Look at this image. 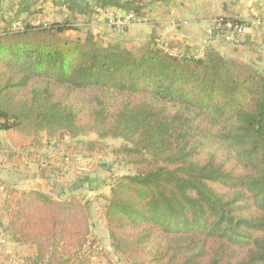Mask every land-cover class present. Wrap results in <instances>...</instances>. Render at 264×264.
I'll use <instances>...</instances> for the list:
<instances>
[{
    "label": "trees",
    "instance_id": "16d2710c",
    "mask_svg": "<svg viewBox=\"0 0 264 264\" xmlns=\"http://www.w3.org/2000/svg\"><path fill=\"white\" fill-rule=\"evenodd\" d=\"M151 2L81 0L67 8L131 14V23ZM24 11L40 9L23 5L16 16ZM27 17L0 26V131L12 140L45 132L58 142L93 133L84 144L97 154L118 141L109 154L128 172L111 183L102 214L126 264H264V71L213 46L154 35L126 46L75 18L33 26ZM219 18L214 32L223 40L250 25ZM17 19L23 28L10 31ZM0 184L7 213L0 233L35 245L29 262L88 260L89 211L79 197Z\"/></svg>",
    "mask_w": 264,
    "mask_h": 264
},
{
    "label": "rangeland",
    "instance_id": "374dc122",
    "mask_svg": "<svg viewBox=\"0 0 264 264\" xmlns=\"http://www.w3.org/2000/svg\"><path fill=\"white\" fill-rule=\"evenodd\" d=\"M127 24L96 28L94 34L102 35L104 39L111 37L118 39L126 46L141 42L142 39L137 38L134 33L125 31L124 27ZM0 134V143L6 146L9 144L15 150L14 153L11 151L13 154L11 153L10 159H13L16 165L14 180L3 183L10 185L11 189L39 190L54 198L75 194L88 207L90 223L88 239L93 241L92 247L88 245L83 247L84 256L88 259L84 264H126L125 258L112 247L102 214V204L109 195L111 183L118 175L128 172L126 166L120 161H115L112 154H109L111 149L118 145V141H106V150L98 151L97 154L89 151L84 144L95 137L93 133H86L72 140L64 137L59 142L56 136H50L45 132L28 136V139L12 135L13 140L6 135L7 133L0 131ZM31 144L37 146V149L33 150L34 145ZM68 148L70 149L66 150ZM66 156L69 159H64ZM7 157H9L7 152H2L0 160ZM5 196L0 192V226H4L7 221ZM14 245L13 248L10 246L11 254L6 253L5 247L0 246V250H4L0 251V264H32L29 261L33 259L35 245L31 243ZM59 261L63 264H82L77 263V260Z\"/></svg>",
    "mask_w": 264,
    "mask_h": 264
},
{
    "label": "crops",
    "instance_id": "0c3cea01",
    "mask_svg": "<svg viewBox=\"0 0 264 264\" xmlns=\"http://www.w3.org/2000/svg\"><path fill=\"white\" fill-rule=\"evenodd\" d=\"M71 1L81 0H0V26L14 17H27L25 11L16 16L23 5L29 11L40 9L38 13L27 17L29 21H61L65 18H75L76 22H88L93 33H96V28L103 29L108 26L105 13H70L67 6ZM119 15H124V12L120 11ZM219 17L250 22L238 44H230L214 32L216 19ZM124 28L142 41L154 35L164 42L181 43L199 49L203 46H213L226 56L252 62L264 71V0H152L143 15L135 16L133 22ZM11 151H15L11 145L0 143V156L2 152H7L9 156L0 160V180L4 183L13 181L16 176V165L13 159H10L14 152ZM4 237L8 247L13 248L14 243L7 236Z\"/></svg>",
    "mask_w": 264,
    "mask_h": 264
},
{
    "label": "built area",
    "instance_id": "2783aa9c",
    "mask_svg": "<svg viewBox=\"0 0 264 264\" xmlns=\"http://www.w3.org/2000/svg\"><path fill=\"white\" fill-rule=\"evenodd\" d=\"M96 12H101V10L99 8L95 9ZM132 15L129 14L127 16H125L124 18L121 17H116L114 16L112 13H108L107 14V24L110 26H123L124 24H127L131 19H132ZM222 18H218L216 19L215 22V26L216 28H220L222 26ZM30 25L33 26H38L41 24L40 20H31L28 21ZM44 24V22H42ZM247 23V21H246ZM42 24V25H43ZM224 26L230 27L231 23L226 22L225 24H223ZM24 26V22L21 20H15L13 21L10 25H9V30L10 31H18L21 30ZM247 26L243 25V26H238L235 28V31L232 32H227L224 36V39L228 42H234L236 41V35L242 34L245 30ZM4 186L0 184V192L3 190ZM0 245L5 247V251L8 254H11L12 250L10 247H8V245L6 244V240L3 234L0 233ZM18 264V263H15Z\"/></svg>",
    "mask_w": 264,
    "mask_h": 264
}]
</instances>
